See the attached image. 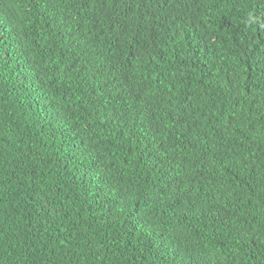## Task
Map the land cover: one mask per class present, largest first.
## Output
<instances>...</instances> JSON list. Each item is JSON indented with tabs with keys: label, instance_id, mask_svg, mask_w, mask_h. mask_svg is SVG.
<instances>
[{
	"label": "trees",
	"instance_id": "trees-1",
	"mask_svg": "<svg viewBox=\"0 0 264 264\" xmlns=\"http://www.w3.org/2000/svg\"><path fill=\"white\" fill-rule=\"evenodd\" d=\"M0 264H264V0H0Z\"/></svg>",
	"mask_w": 264,
	"mask_h": 264
}]
</instances>
